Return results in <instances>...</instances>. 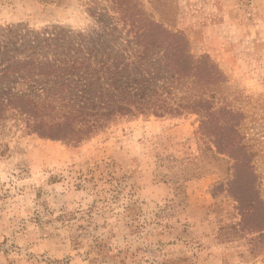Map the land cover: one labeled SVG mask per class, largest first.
I'll use <instances>...</instances> for the list:
<instances>
[{"label":"rangeland","instance_id":"1","mask_svg":"<svg viewBox=\"0 0 264 264\" xmlns=\"http://www.w3.org/2000/svg\"><path fill=\"white\" fill-rule=\"evenodd\" d=\"M127 1L130 14L181 32L193 56L220 70L216 113L206 126L194 113L119 116L83 140L53 141L9 112L0 120V264H264V0ZM114 2L0 0V42L8 28L63 30L70 56H95L96 66L132 57ZM8 84L35 90L21 77Z\"/></svg>","mask_w":264,"mask_h":264},{"label":"trees","instance_id":"2","mask_svg":"<svg viewBox=\"0 0 264 264\" xmlns=\"http://www.w3.org/2000/svg\"><path fill=\"white\" fill-rule=\"evenodd\" d=\"M114 1L137 50L129 58L117 55L112 64L109 58L96 66L95 56H70L59 44L66 43L63 30L27 37L7 29L12 36L0 42V57L10 52L0 60V120L15 112L30 134L53 141L83 140L119 116L194 113L203 115V126L208 124L216 113L209 98H214L210 92L220 70L208 56H193L181 32L172 33L139 11L130 14L129 1ZM15 77L35 90L15 92L8 84ZM246 169L251 172L249 165Z\"/></svg>","mask_w":264,"mask_h":264}]
</instances>
